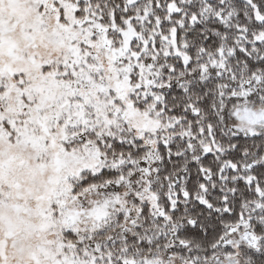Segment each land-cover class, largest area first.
I'll return each instance as SVG.
<instances>
[{
  "label": "snow or ice",
  "instance_id": "obj_1",
  "mask_svg": "<svg viewBox=\"0 0 264 264\" xmlns=\"http://www.w3.org/2000/svg\"><path fill=\"white\" fill-rule=\"evenodd\" d=\"M0 264H264V0H0Z\"/></svg>",
  "mask_w": 264,
  "mask_h": 264
}]
</instances>
